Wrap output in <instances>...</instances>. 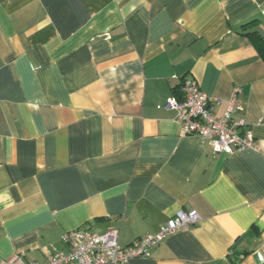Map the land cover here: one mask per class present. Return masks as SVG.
<instances>
[{
    "label": "crops",
    "instance_id": "0c3cea01",
    "mask_svg": "<svg viewBox=\"0 0 264 264\" xmlns=\"http://www.w3.org/2000/svg\"><path fill=\"white\" fill-rule=\"evenodd\" d=\"M263 41L264 0H0V259L192 211L129 264H264ZM188 80L216 117L239 89L252 149L182 135L165 103Z\"/></svg>",
    "mask_w": 264,
    "mask_h": 264
},
{
    "label": "built area",
    "instance_id": "2783aa9c",
    "mask_svg": "<svg viewBox=\"0 0 264 264\" xmlns=\"http://www.w3.org/2000/svg\"><path fill=\"white\" fill-rule=\"evenodd\" d=\"M181 99L169 97L166 107L176 113L183 136H196L207 141L214 153H232L253 148V137L243 121H233L231 115L240 110L235 104L239 93L236 88L228 100L221 117L213 113L214 100L204 94L194 80L183 81L178 88ZM199 222L195 212H177L163 224L158 232L135 240L122 248L118 244V230L109 229L100 235L80 228L65 233L62 242L66 252L49 253L43 264H129L132 259L148 256L149 250L158 246L174 233L186 231ZM0 264H38L15 255L10 260L0 259Z\"/></svg>",
    "mask_w": 264,
    "mask_h": 264
},
{
    "label": "trees",
    "instance_id": "16d2710c",
    "mask_svg": "<svg viewBox=\"0 0 264 264\" xmlns=\"http://www.w3.org/2000/svg\"><path fill=\"white\" fill-rule=\"evenodd\" d=\"M254 21H252V22H249L248 24H245V25H243L241 28L242 29H244V28H247V27H249V26H251V25H254ZM262 46H263V49H264V41L262 42ZM263 59H264V50H263Z\"/></svg>",
    "mask_w": 264,
    "mask_h": 264
}]
</instances>
